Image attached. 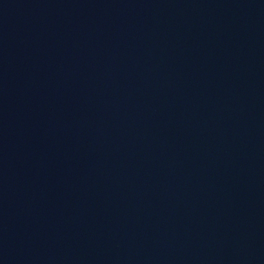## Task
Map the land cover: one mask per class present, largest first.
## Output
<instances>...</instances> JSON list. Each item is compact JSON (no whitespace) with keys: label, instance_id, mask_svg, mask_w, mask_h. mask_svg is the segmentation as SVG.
<instances>
[{"label":"water","instance_id":"obj_1","mask_svg":"<svg viewBox=\"0 0 264 264\" xmlns=\"http://www.w3.org/2000/svg\"><path fill=\"white\" fill-rule=\"evenodd\" d=\"M0 264H264V0H0Z\"/></svg>","mask_w":264,"mask_h":264}]
</instances>
